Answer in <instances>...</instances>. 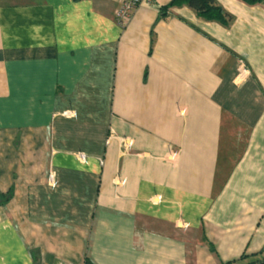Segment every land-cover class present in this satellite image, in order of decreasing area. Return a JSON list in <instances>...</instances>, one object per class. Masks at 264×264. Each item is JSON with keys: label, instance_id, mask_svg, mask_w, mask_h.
<instances>
[{"label": "crops", "instance_id": "crops-1", "mask_svg": "<svg viewBox=\"0 0 264 264\" xmlns=\"http://www.w3.org/2000/svg\"><path fill=\"white\" fill-rule=\"evenodd\" d=\"M167 1L0 0V264L264 256V0Z\"/></svg>", "mask_w": 264, "mask_h": 264}, {"label": "trees", "instance_id": "trees-1", "mask_svg": "<svg viewBox=\"0 0 264 264\" xmlns=\"http://www.w3.org/2000/svg\"><path fill=\"white\" fill-rule=\"evenodd\" d=\"M248 5L257 4L260 0H241ZM187 6L192 9L197 17L207 21H216L222 25H227L231 19L230 15L217 4L214 0H168L165 4L159 7L158 13L164 15L166 10L172 7ZM11 191L0 193V205H3L10 198ZM239 260V261H238ZM226 262L224 264H230ZM234 263V262H233ZM83 264H94L92 260L84 256ZM235 264H264V256L260 252L254 254H241Z\"/></svg>", "mask_w": 264, "mask_h": 264}, {"label": "built area", "instance_id": "built-area-1", "mask_svg": "<svg viewBox=\"0 0 264 264\" xmlns=\"http://www.w3.org/2000/svg\"><path fill=\"white\" fill-rule=\"evenodd\" d=\"M142 1H148V0H119V4L113 12V17H114L115 22L119 26H123L124 23L129 19L133 10ZM239 66L241 67L242 64L240 63ZM240 75H241V72L238 73L237 78L241 77Z\"/></svg>", "mask_w": 264, "mask_h": 264}]
</instances>
